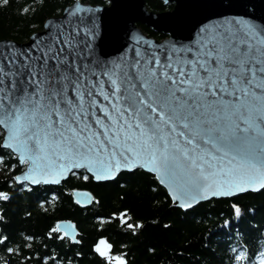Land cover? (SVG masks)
<instances>
[{
    "label": "snow or ice",
    "instance_id": "snow-or-ice-1",
    "mask_svg": "<svg viewBox=\"0 0 264 264\" xmlns=\"http://www.w3.org/2000/svg\"><path fill=\"white\" fill-rule=\"evenodd\" d=\"M44 27L26 48L0 50V163L6 153L26 167L17 184L59 183L80 168L101 180L139 165L182 208L192 206L185 197L264 188V29L244 19L204 26L193 44L145 42L101 65L77 43L80 30ZM109 247L101 240L96 251Z\"/></svg>",
    "mask_w": 264,
    "mask_h": 264
},
{
    "label": "trees",
    "instance_id": "trees-1",
    "mask_svg": "<svg viewBox=\"0 0 264 264\" xmlns=\"http://www.w3.org/2000/svg\"><path fill=\"white\" fill-rule=\"evenodd\" d=\"M72 2H0V39L25 42L42 29L46 18L60 15ZM145 3L156 12L171 8L159 0ZM138 26L149 36L164 37ZM4 161L0 163V191L9 199L0 201V236L7 237L0 244V264H107L96 251L101 240L124 264H261L264 260V190L212 199L183 211L172 206L156 178L142 170L121 173L104 183L93 182L81 171L57 186L30 187L13 180L24 166L6 153ZM74 189L89 190L92 204L86 208L74 204ZM121 213H126L124 222ZM61 220L75 224L78 243L51 232ZM127 223L134 227L129 229ZM8 248L14 251L9 253Z\"/></svg>",
    "mask_w": 264,
    "mask_h": 264
},
{
    "label": "water",
    "instance_id": "water-1",
    "mask_svg": "<svg viewBox=\"0 0 264 264\" xmlns=\"http://www.w3.org/2000/svg\"><path fill=\"white\" fill-rule=\"evenodd\" d=\"M159 1H162L164 5L172 4L173 6L169 10L156 12L147 8L145 0H108V3L104 5L73 0L71 4L63 9L60 15L46 18L42 29L31 33L25 42H17L10 38L0 39V50L3 49L5 44L14 45L17 49L26 48L32 44L34 37L39 36L41 33L47 34L48 30L44 27L47 23H52L54 26L63 25L65 32L80 30L81 35L77 38V43L82 48L85 44L88 45L87 48H84L85 55L101 65L119 63L123 59L130 58L133 55L132 50L136 47L147 48L145 42H148L153 48L193 44L200 38V29L204 26L211 30L214 25H227L229 21L244 19L255 25L257 29H264V0ZM77 8L81 11H76ZM73 12H75V15H72ZM138 24L145 25L154 33L163 34L164 38L158 39L147 35ZM138 169L153 175L158 184L166 191L173 206L181 207L179 202L172 199L173 193L169 189V183H160V178L156 173L149 172L139 165L132 167L131 170L121 168L114 175L99 173L109 176V178L101 180H96L93 174L84 168L73 169L72 172L79 173L83 171L91 176L94 182L99 183L112 181L121 173H130ZM25 171L26 167L24 166L20 172L13 176V180L15 176L22 175ZM113 171H115L114 166ZM70 175L71 173L61 178L59 183L34 185L31 182H24V184L32 187L41 184L57 186L65 182ZM254 187L256 190H264V188L259 187V181ZM232 191L234 194L229 196L218 195L208 196L207 198L196 196L195 200H189L187 197H185V200L196 206L211 199L232 198L254 190L236 192L235 189H232ZM71 194L74 204L81 208L90 206L94 200L92 193L86 189H74ZM195 195V192L189 193V196ZM58 224L61 225L60 233L64 235V232L67 231L69 235L66 238L72 242L77 241V228L72 221L61 220L56 225Z\"/></svg>",
    "mask_w": 264,
    "mask_h": 264
},
{
    "label": "bare ground",
    "instance_id": "bare-ground-1",
    "mask_svg": "<svg viewBox=\"0 0 264 264\" xmlns=\"http://www.w3.org/2000/svg\"><path fill=\"white\" fill-rule=\"evenodd\" d=\"M157 1H158V0H157ZM163 5H164V4H163ZM164 6H168V5H164ZM170 6H171V8H172L173 5L170 4ZM171 8H170V9H171ZM160 12H161V11H160ZM140 25H142V24H140ZM142 26L146 27L145 25H142ZM146 28H148V27H146ZM148 29H150V28H148ZM161 35H163V34H161ZM138 170H141V169H138ZM135 171H136V170H135ZM142 171H143V170H142ZM133 172H134V171H133ZM144 172H145V171H144ZM87 175H88V174H87ZM118 176H119V175H118ZM118 176H117V177H118ZM90 177H91V176H90ZM117 177H116V178H117ZM91 178H92V177H91ZM116 178H114L113 180H115ZM92 180H93V179H92ZM113 180H112V181H113ZM93 182H94V181H93ZM106 182H108V181H106ZM15 183H16V182H15ZM95 183H97V182H95ZM99 183H104V182H99ZM41 185H42V184H41ZM38 186H39V185H38ZM43 186H46V185H43ZM30 187H32V186H30ZM35 187H37V186H35ZM259 191H260V190L257 189V190H254V191L245 192V193L240 194V195H238V196H241V195H244V194H247V193H259ZM260 192H261V191H260ZM168 197H169V196H168ZM235 197H236V196H235ZM232 198H233V197H232ZM222 199H230V198H222ZM170 200H171V199H170ZM211 200H212V199H211ZM171 203H172V201H171ZM199 204H201V203H199ZM199 204H198V205H199ZM198 205H196V206H198ZM172 206H173V204H172ZM196 206H193V205H192L190 208H181V207H180L179 209H181V210H183V211H188V210H191V209L195 208ZM174 207H175V206H174ZM176 208H177V207H176Z\"/></svg>",
    "mask_w": 264,
    "mask_h": 264
},
{
    "label": "rangeland",
    "instance_id": "rangeland-1",
    "mask_svg": "<svg viewBox=\"0 0 264 264\" xmlns=\"http://www.w3.org/2000/svg\"><path fill=\"white\" fill-rule=\"evenodd\" d=\"M164 36V35H163ZM104 241V240H103ZM107 244V243H106ZM108 245V244H107ZM101 247H103V246H101ZM104 257L106 258V260H107V264H115V261L117 260V259H121L122 260V258L121 257H118V256H114V255H112V254H110L109 253V248L107 249V255H104Z\"/></svg>",
    "mask_w": 264,
    "mask_h": 264
},
{
    "label": "flooded vegetation",
    "instance_id": "flooded-vegetation-1",
    "mask_svg": "<svg viewBox=\"0 0 264 264\" xmlns=\"http://www.w3.org/2000/svg\"><path fill=\"white\" fill-rule=\"evenodd\" d=\"M167 10H169V9H167ZM164 38V37H163Z\"/></svg>",
    "mask_w": 264,
    "mask_h": 264
}]
</instances>
